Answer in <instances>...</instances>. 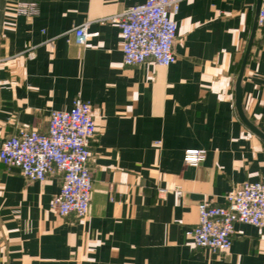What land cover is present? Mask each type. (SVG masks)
Listing matches in <instances>:
<instances>
[{
  "label": "crops",
  "instance_id": "crops-1",
  "mask_svg": "<svg viewBox=\"0 0 264 264\" xmlns=\"http://www.w3.org/2000/svg\"><path fill=\"white\" fill-rule=\"evenodd\" d=\"M22 1L39 13L17 14ZM145 1L0 0V149L25 125L47 131L51 111L79 94L97 121L86 218L52 207L61 174L28 181L0 159V264H264L257 226L236 223L225 252L186 235L200 201L223 205L233 187L264 180L261 2L181 0L176 62L129 66L110 18ZM83 23L96 35L79 45ZM188 148L206 150L198 166L184 162Z\"/></svg>",
  "mask_w": 264,
  "mask_h": 264
},
{
  "label": "built area",
  "instance_id": "built-area-1",
  "mask_svg": "<svg viewBox=\"0 0 264 264\" xmlns=\"http://www.w3.org/2000/svg\"><path fill=\"white\" fill-rule=\"evenodd\" d=\"M180 1L146 0L110 18L120 27L126 65L149 60L161 66L176 62L175 16ZM16 12L34 17L39 13V4L18 2ZM257 24L264 26V0L258 10ZM74 30L79 45L96 35L88 30V23L75 26ZM36 47L27 44L23 53L28 59L36 57ZM6 59L0 58V62ZM96 133L93 105L79 94L70 109L51 111L47 131L25 125L7 138L0 149V159L7 166L19 169L28 181H44L54 173L61 174V190L54 196L52 207L61 216L74 215L83 219L90 210L94 182L90 165L91 142ZM205 157V149L188 148L183 159L190 166H198ZM175 189L179 196L183 194L180 186ZM225 199L223 205L209 200L199 202L198 221L186 230L194 246L225 252L233 245L236 223L264 229V180L243 182L229 190Z\"/></svg>",
  "mask_w": 264,
  "mask_h": 264
},
{
  "label": "water",
  "instance_id": "water-1",
  "mask_svg": "<svg viewBox=\"0 0 264 264\" xmlns=\"http://www.w3.org/2000/svg\"><path fill=\"white\" fill-rule=\"evenodd\" d=\"M260 2H261V0H260ZM261 4V3H260ZM260 7V6H259ZM258 10H259V8H258ZM257 15H258V13H257ZM242 76V75H241ZM241 76H240V78H241ZM237 106H238V109H239V112H240V115H241V117H242V119L244 120V122L249 126V127H251L252 129H254L255 131H258L257 129H256V127L253 125V124H251L247 119H246V117L244 116V114L242 113V109H241V99H240V97H238V99H237Z\"/></svg>",
  "mask_w": 264,
  "mask_h": 264
}]
</instances>
